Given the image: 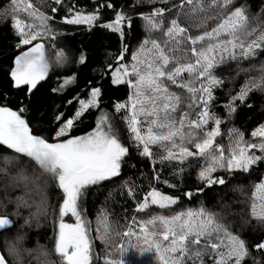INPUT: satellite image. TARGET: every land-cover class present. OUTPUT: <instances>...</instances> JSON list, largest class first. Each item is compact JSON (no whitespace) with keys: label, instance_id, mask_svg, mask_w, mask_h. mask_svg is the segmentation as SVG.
Wrapping results in <instances>:
<instances>
[{"label":"snow or ice","instance_id":"1","mask_svg":"<svg viewBox=\"0 0 264 264\" xmlns=\"http://www.w3.org/2000/svg\"><path fill=\"white\" fill-rule=\"evenodd\" d=\"M54 2L60 4L61 0ZM160 3L162 7H153L151 12L142 16L147 35L132 52V63H122L127 51V47L122 45L116 57V66L107 65L111 71L112 84L126 83L130 90L128 102L116 104V112L125 110L122 119L139 155L156 163L150 146H157L162 149L159 155L161 164L173 160L183 164L188 158H202L204 164L200 166L198 179L207 187L224 185L223 177L213 176L218 169L229 174L248 173L251 166L264 161V124L251 132V137L259 142L245 141L244 133L229 129L225 155L224 146L215 143V138L221 134L219 126L222 120L210 110L213 88L223 83L219 72L232 70L231 67L225 69L226 61H249L257 49L264 48V28L257 31V27H251L250 16L255 18L256 14L250 13L243 0H180L179 4L173 2L171 8L168 7L169 0H160ZM107 7L111 8L112 5ZM21 11L39 23L25 22L19 16ZM51 11L55 13L57 9L52 7ZM0 15L10 17L11 27L19 37L16 45L18 49L32 45L15 55L10 69L13 87L22 89V86H26L31 93L49 71L44 45H33V41L50 34L55 39L56 34L49 23L53 17L39 11L31 3L21 5L18 0H11ZM173 15L175 18L169 20L168 17ZM181 19L188 26L182 27ZM98 20L99 14L96 12L85 14L76 11L70 18L65 17L63 23L92 27ZM125 22L131 27V18L117 12L114 21L101 27L119 33L123 39ZM209 22L215 25L210 30ZM191 28L200 30V34H190ZM156 33L165 39L161 42L153 38ZM83 61L84 56L81 55L80 62ZM239 71L246 73L248 69L239 68ZM183 73H187V79L178 83L177 78ZM69 82L65 80L60 87L63 88ZM169 83L189 94L187 108L195 109V118H191L192 111L177 115L185 98L170 91ZM197 84L199 87H196ZM254 90L264 92V64L261 65L260 76L246 79L239 92L226 105L228 115L235 112L233 101L244 102ZM100 94V88L93 87L87 100L79 99L74 115L67 118H64V113L54 115L59 126L51 140L34 133L30 122L25 119L27 109L23 105L15 110L7 105L0 106V156L3 157L0 172L4 173L3 186L5 189L9 185L28 189L31 182L40 194L37 212L31 213L32 216L46 215L48 207V197L37 183L39 179L44 180L45 186H52L57 194V204L53 210L55 234L52 251L44 248L22 249L20 245L24 237L16 234L14 239L5 240L7 256L0 253V264H9L7 257L13 258L12 264H23L22 251L27 255L37 252V258H44L40 264H93L88 235L90 222L85 220L82 198L91 186L120 176L124 158L129 154V148L120 141L118 129L103 111L97 117L92 131L71 135L75 122L82 114L99 107ZM210 121L212 126L209 129ZM257 149L260 155L252 151ZM179 171L182 172L183 168ZM153 179L159 181V172L154 171ZM163 183L169 188L176 187L168 180ZM121 187L128 188V197H135L134 189L127 182ZM185 195L191 198L193 194L187 192ZM178 199L150 186L143 199L137 200L135 209L144 212L150 206H156L166 210L176 205ZM15 203L17 207L22 204L29 206L23 197H17ZM226 215L224 211L214 212L204 207L189 208L171 215L153 214L149 219L138 221V231L129 227L127 231H117L115 235L127 238L129 248L138 247L141 255L153 253L159 264H204L206 256L212 264H247L246 258L252 255V246L241 236L229 231ZM66 217L74 222H67ZM249 221H255L264 228V178L253 186ZM25 223H28L27 219ZM13 224L10 216H0V229ZM112 231L109 216L102 211L98 214L97 238L107 242ZM133 238L135 244L131 243ZM113 247L118 249L120 258L110 260L108 264H126L124 255L127 249L124 245L114 244ZM254 247L264 250V241ZM53 253L55 259L50 258ZM260 255L264 256V251ZM253 264H264V261L257 262L253 257Z\"/></svg>","mask_w":264,"mask_h":264},{"label":"trees","instance_id":"2","mask_svg":"<svg viewBox=\"0 0 264 264\" xmlns=\"http://www.w3.org/2000/svg\"><path fill=\"white\" fill-rule=\"evenodd\" d=\"M24 1L53 17L49 23L56 34L55 39H52L50 34L43 39L33 41V43L42 41L46 45L51 72L47 80L31 93L27 91L26 86L22 89L13 87L10 69L14 57L30 45L21 46L18 49L16 45L19 37L11 27L10 17L5 18L0 15V106L7 105L15 110L23 105L27 109L24 113L25 119L30 122L34 133L47 136L51 140L55 129L59 126V123L54 120V115L64 113V118L74 115L79 106V99L87 100L91 89L98 87L101 90L99 107L86 110L75 122L71 135H83L92 131L96 126L97 117L103 111L109 115L118 129L121 143L129 148V154L122 163L120 176L101 182L100 185L91 186L85 191L82 198L84 216L90 222L93 239V264H102L105 257L119 259L118 249L113 245L121 243L127 249L124 255L126 264H147L148 254L136 255L133 253L135 248L132 250L129 248L127 238L117 236L115 233L127 231L129 227L135 229L138 227L139 220L149 219L153 214L171 215L174 212L200 207L214 212L224 211L227 213L226 222L229 231L241 236L249 246H252L250 249L252 255L246 258L247 264H253V257L257 262L264 261V256L260 255V252L264 250H257L254 247L257 243L264 241V228L255 221H249L251 193L254 184L264 178V161H258L257 164L251 166L248 173L229 174L218 169L213 176L223 177L225 184H214L207 187L198 179L200 166L204 164L202 158H188L183 164L178 160L165 161L161 164L159 155L162 154V149L150 146L153 158L156 160V163H153V160L139 155L131 141L127 125L122 119L126 114L125 110L121 109L120 112H116V104L128 102L130 90L126 83L112 84L111 71L107 65L116 66V57L119 55L122 45L127 47L122 63L128 65L132 63V52L139 47L147 35L142 16L151 12L153 7H162L160 0H151V2L149 0H61L60 4H55L54 0H18L19 3ZM10 2L11 0H0V12L8 8ZM173 2L179 4L180 0H169V8ZM243 3L250 13L256 14L255 18L250 16L251 27H257V31L264 28V0H243ZM109 4L112 5L111 8L107 7ZM52 7L57 9L55 13L51 11ZM69 9H72V12H69ZM76 11L85 14L96 12L99 14V20L92 27L63 23L65 17L70 18ZM117 12H122L131 18V27L127 22L123 24L125 33L123 39L119 33L101 27L103 24L114 21ZM24 13L20 12L21 19L38 23ZM172 18H175L174 15L168 17L169 20ZM180 23L182 27L188 26L183 19L180 20ZM211 26H215L213 22H209L208 30ZM190 34H200V30L191 28ZM153 38H158L161 42L165 39L159 33L154 34ZM81 55L84 56L83 63L80 62ZM262 64H264V48L257 49L255 56L249 61H226L225 69L231 67L232 70L230 72L223 70L218 73L223 83L213 88L210 110L222 120L219 126L221 134L215 138V143L224 146L225 155H227L229 144V129L244 133L245 141L259 142L258 139L251 137V132L260 124H264V92L254 90L245 98L244 102L233 101L235 112L231 116L228 115L226 105L239 92L246 79L260 76ZM238 65L239 68H245L248 71L246 73L239 71ZM186 79L187 73H183L180 78H177V82L182 83ZM65 80H70V82L61 88L60 86L64 84ZM168 86L170 91L185 98L177 115L181 112L192 111L191 118H195V109L187 108L189 94L186 90L177 88L176 85L170 83ZM196 87H199V84ZM53 89H57V91H53ZM211 126L212 122L210 121L208 128L210 129ZM192 150L195 151V149ZM252 151H255L256 155H260L258 149ZM2 166L3 157L0 156V167ZM181 168H183L182 172L179 171ZM154 171L159 172V181L153 179ZM3 179L4 173L0 172V216H10L14 224L9 226L10 230L6 228L0 233L2 253L7 256L5 240L7 238L14 239L16 234L24 237L20 245L22 249L44 248L51 252L54 248L55 217L53 210L57 204L56 190L52 186H45L42 178L37 181L48 197V207L46 215L32 216L31 213L37 212L36 205L40 203V194L31 182L28 189L10 185L5 189ZM164 180L175 184L176 187L169 188L163 183ZM124 182L134 189L135 197L127 196L128 188L121 187ZM150 186H155L164 194L178 197V203L166 210L150 206V209L144 212L136 211L137 200L143 199L145 192L150 190ZM198 189H203V191H197ZM187 192L193 194L191 198L185 195ZM110 193L111 195H109ZM17 197H23L29 206L25 207L22 204L17 207L15 203ZM102 211L108 214L110 227L113 230L111 238L107 242L97 238L98 214ZM14 213H18V215ZM26 219L28 223H25ZM21 256L23 264H40V261L44 259L43 257L37 258L35 251L32 255H27L22 251ZM7 258L9 264H12L13 258ZM50 258L55 259L54 253ZM204 264H212L209 257L204 258Z\"/></svg>","mask_w":264,"mask_h":264},{"label":"rangeland","instance_id":"3","mask_svg":"<svg viewBox=\"0 0 264 264\" xmlns=\"http://www.w3.org/2000/svg\"><path fill=\"white\" fill-rule=\"evenodd\" d=\"M20 3H22V2H20ZM26 2L24 1L21 5H23V4H25ZM26 13H24V15H25ZM22 20H24V19H22ZM25 22H29L28 21V19H25L24 20ZM29 23H31V22H29ZM39 23V22H38ZM38 23H36V24H38ZM66 220H67V222H74V220H72V219H70V218H65ZM85 220L86 221H88V219L85 217ZM140 221V220H139ZM89 222V221H88ZM132 230L133 231H138L139 229H138V227L137 228H132ZM100 231H101V233L103 232V228L101 227V229H100ZM88 235H89V238H90V240H91V245H92V253H93V255H94V250H93V244H92V242H93V239H92V234H91V228L89 229V233H88ZM132 244H135L136 243V241H135V238H133L132 239V242H131ZM133 248H131V250H132ZM133 253H135L136 255H141L140 254V249L137 247V248H135V251L133 252ZM145 254H148L147 256L149 257V260H148V263L147 264H159V261L157 260V258L154 256V254L153 253H151V252H149V253H144V254H142V256H144ZM110 260H113L112 258H107V257H105V258H103V260H102V264H108V261H110Z\"/></svg>","mask_w":264,"mask_h":264},{"label":"water","instance_id":"4","mask_svg":"<svg viewBox=\"0 0 264 264\" xmlns=\"http://www.w3.org/2000/svg\"><path fill=\"white\" fill-rule=\"evenodd\" d=\"M35 43H42V44L44 45L45 59H46V61H47V63H48V66H49V71H48L47 75L45 76V78H44L43 80H41V81L38 82V84H37V87H38L42 82L46 81L47 78L49 77L50 72H51V63H50V61H49V59H48L46 45H45L42 41H38V42H35ZM35 43H33V45H34ZM31 46H32V45L28 46V47H27L26 49H24V50H27V49H28L29 47H31ZM18 54H19V53H18ZM18 54H17V55H18ZM22 87H24V86H22ZM37 87H36V88H37ZM36 88H35V89H36ZM35 89H33L32 91H34ZM2 230H3V229H0V233H1ZM0 253H2L1 249H0Z\"/></svg>","mask_w":264,"mask_h":264}]
</instances>
